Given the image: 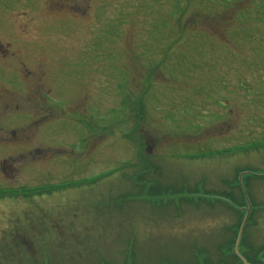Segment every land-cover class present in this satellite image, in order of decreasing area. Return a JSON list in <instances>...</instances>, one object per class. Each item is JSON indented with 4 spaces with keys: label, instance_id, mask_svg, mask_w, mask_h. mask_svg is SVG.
Returning a JSON list of instances; mask_svg holds the SVG:
<instances>
[{
    "label": "rangeland",
    "instance_id": "374dc122",
    "mask_svg": "<svg viewBox=\"0 0 264 264\" xmlns=\"http://www.w3.org/2000/svg\"><path fill=\"white\" fill-rule=\"evenodd\" d=\"M0 179V264H264V0H0Z\"/></svg>",
    "mask_w": 264,
    "mask_h": 264
},
{
    "label": "trees",
    "instance_id": "16d2710c",
    "mask_svg": "<svg viewBox=\"0 0 264 264\" xmlns=\"http://www.w3.org/2000/svg\"><path fill=\"white\" fill-rule=\"evenodd\" d=\"M66 186H68V184H66L65 186H63V187H66ZM57 188H60V187H57ZM6 191H8V190H6ZM11 194H13V191L12 192H10V195ZM243 195V197H244V199H245V202H246V197L244 196V194H242ZM247 204V203H246Z\"/></svg>",
    "mask_w": 264,
    "mask_h": 264
},
{
    "label": "flooded vegetation",
    "instance_id": "af4514ba",
    "mask_svg": "<svg viewBox=\"0 0 264 264\" xmlns=\"http://www.w3.org/2000/svg\"><path fill=\"white\" fill-rule=\"evenodd\" d=\"M1 180V179H0ZM0 186H1V184H0Z\"/></svg>",
    "mask_w": 264,
    "mask_h": 264
}]
</instances>
